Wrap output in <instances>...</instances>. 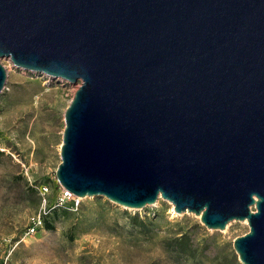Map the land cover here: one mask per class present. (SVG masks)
I'll return each mask as SVG.
<instances>
[{"label":"water","instance_id":"water-1","mask_svg":"<svg viewBox=\"0 0 264 264\" xmlns=\"http://www.w3.org/2000/svg\"><path fill=\"white\" fill-rule=\"evenodd\" d=\"M80 83L55 178L75 198L158 199L264 264V0H0V60ZM7 74L0 64V94Z\"/></svg>","mask_w":264,"mask_h":264},{"label":"rangeland","instance_id":"rangeland-1","mask_svg":"<svg viewBox=\"0 0 264 264\" xmlns=\"http://www.w3.org/2000/svg\"><path fill=\"white\" fill-rule=\"evenodd\" d=\"M0 64L7 74L0 94V246L14 248V263L241 264L232 243L248 233L246 221L209 230L194 214L174 215L162 199L129 210L103 197L76 198L47 216L52 231L24 237L32 217L57 206L63 114L80 83L63 85L7 59ZM180 232L191 240L187 255L174 252Z\"/></svg>","mask_w":264,"mask_h":264},{"label":"built area","instance_id":"built-area-1","mask_svg":"<svg viewBox=\"0 0 264 264\" xmlns=\"http://www.w3.org/2000/svg\"><path fill=\"white\" fill-rule=\"evenodd\" d=\"M49 79V78H48ZM50 80V79H49ZM44 191H47L46 189ZM57 205L58 206H66L70 204L72 201H76L77 199L71 195L69 192L61 189L58 197H57ZM41 228H43V221L41 216H34L30 219L29 226L24 234V237L30 236L38 232ZM14 252V248L6 247L3 248L0 246V264H18L14 263L11 260L12 254Z\"/></svg>","mask_w":264,"mask_h":264},{"label":"trees","instance_id":"trees-1","mask_svg":"<svg viewBox=\"0 0 264 264\" xmlns=\"http://www.w3.org/2000/svg\"><path fill=\"white\" fill-rule=\"evenodd\" d=\"M73 206V205H71ZM62 207H67L66 206H56L54 208L49 207L48 208V213L44 216H42V221H43V228L46 231H52L53 230V223L47 220L48 215H54L57 213V211L62 208ZM134 220H138V218H134ZM172 243L176 246L177 249L174 250L179 255H187V252L190 251V237L187 233L185 232H180L176 234L175 238L172 240Z\"/></svg>","mask_w":264,"mask_h":264},{"label":"bare ground","instance_id":"bare-ground-1","mask_svg":"<svg viewBox=\"0 0 264 264\" xmlns=\"http://www.w3.org/2000/svg\"><path fill=\"white\" fill-rule=\"evenodd\" d=\"M168 203H169V202H168ZM169 204H170V203H169ZM172 207H173V206H172ZM173 214L176 215V214L174 213V211H173ZM243 223H245V222H243Z\"/></svg>","mask_w":264,"mask_h":264}]
</instances>
